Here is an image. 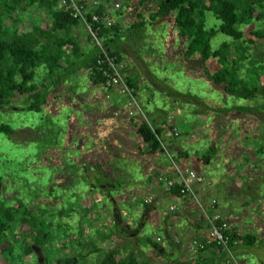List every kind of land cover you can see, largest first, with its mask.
<instances>
[{
    "label": "trees",
    "instance_id": "obj_1",
    "mask_svg": "<svg viewBox=\"0 0 264 264\" xmlns=\"http://www.w3.org/2000/svg\"><path fill=\"white\" fill-rule=\"evenodd\" d=\"M116 1H121V9H132L131 12L134 13L135 19L127 28L125 27V30L120 28L119 21L113 20L111 27L108 30H102L100 35L103 39L104 48L110 57H113L117 63H123L126 59L128 64L124 65L122 72L128 69L130 74L129 72L128 74H123V77L127 86L132 90L133 96L136 98L137 104L142 112V118L137 113L128 116L124 108L116 116H112L113 107L117 106L115 104L109 107L95 108L89 112L92 116L89 134L84 135L78 133L77 135L78 138H82L83 140L80 142L79 150H73L71 143L70 147L67 145L62 149V154L78 155L77 160L74 162L72 158L70 160L65 158V160L68 168L79 172L77 179L82 181L86 188L81 193L82 200H84L85 195L89 197L93 192H98L106 201L109 199L113 201V195H118L122 203H124L123 195L120 194H125L124 198L126 199L128 193H125V190L129 186L127 183L133 186L134 182H138L137 179L129 174V167H135L134 164L137 163L134 160L142 155L152 157L163 156V139L165 137L174 139L173 134L176 131L165 109H170V111L177 109L178 102L192 106L193 104L190 101L193 100L197 103V106L193 105L192 110L189 111L190 114L193 116L200 115L201 120H211L210 124L212 128L215 124L214 119L216 116L225 117V114L232 109L243 115L250 116L248 111L251 106H247L248 104L246 102L258 98L264 100V78L262 77L264 75V69L254 68L253 65H250L244 76L238 75L240 65L246 59L245 55L249 50V46L255 43L251 38L243 39V29H245L244 27H249L247 30L250 37H255L257 40L260 39V35H258L252 23L260 21L261 19L263 20L264 0ZM144 6H148L146 9L148 10L147 22L151 23L155 20H167L170 22L172 26L171 34H174V38L180 44L179 55H181L182 59L187 60L192 56L198 57L199 68L201 70L198 79H205L206 82L211 84L214 91L222 92L221 96L224 95V100L226 96L234 100L243 101L244 104L235 106L232 103L230 107H225L226 103L224 101L216 103V100H214L211 102L217 104V107L213 108L207 104L203 106L204 104L201 99L189 93L180 94L170 91L168 87H163L161 95L167 102L162 103L160 107L154 106L152 111L148 112L145 106L148 105L150 98L141 100L137 85L142 80L144 85L146 84L148 86L145 88L146 93L149 91L148 88L155 90L152 88V85L159 88L160 86L155 82V77L151 76L143 59L135 55L136 52L128 46L134 38H137V41H139L136 33L142 32V29L146 25L143 14L147 11L143 10ZM29 9H33L34 13L38 12V15L42 14L45 16V18L42 16L39 18V21L44 22L43 27L39 26V24L37 25V21L34 24L32 23L29 29L24 30L27 24H22V19ZM98 12L100 13L101 11L98 10ZM119 13L118 10L114 12L116 18L120 17ZM4 21L6 22V27ZM77 24L79 23L76 20L71 19L58 7V0H0V105L7 103L13 95H25L27 100L31 101L26 107V111L39 113L47 103H59V91L63 87L62 84H65V81L69 79V74L70 77L76 78L78 71H83L85 74V84L88 87L102 89L108 96L113 94L114 91L116 92L115 88L105 87V77L102 75L101 67L95 64L96 49L92 47L90 52L82 55L77 44L70 38L64 36L70 27ZM52 32H55V35H52ZM57 34H60V36ZM61 34L63 35L61 36ZM217 35L225 37L227 40H223L220 43L217 41L214 42ZM86 37L89 43L88 35ZM241 44L244 46L241 47ZM124 45L136 56L142 68L144 67L145 72L148 73V80L144 79L143 75L141 76V73L133 65L131 60L124 54L122 49ZM65 50L68 52L66 53ZM82 56L83 58L80 59ZM37 75H41L42 77L40 76L41 79L39 78V81L37 80L36 82ZM81 83H76L74 88L79 87ZM257 83H259L258 86L256 85ZM70 90H72V87H70ZM66 100L68 99L65 98ZM116 102L119 104V99H116ZM66 104L64 105L71 109L77 105L73 99L66 101ZM156 112H158L157 115ZM208 113H212L211 118H206ZM69 122L70 120L68 124ZM200 125L202 124L198 122L195 127ZM69 130L68 134L70 136V132L73 131L72 127H69ZM0 132L9 133L7 127L2 125H0ZM221 136L219 137L223 139L221 142L226 143V152L228 154L234 152L236 150L234 141L228 143L226 137ZM219 140L217 142L221 143ZM128 143H133L134 147L127 146ZM93 145L94 147L92 148ZM138 145L142 149L137 152L135 149ZM263 148L264 145L258 147L260 154H264ZM230 149L231 151H229ZM164 150L169 152L165 147ZM114 152L115 154L112 155ZM214 153L215 151L212 148H207L200 156V160L212 158ZM138 167L136 165V169L138 170L137 176L141 174L140 170H142V167ZM65 170L69 172L67 169ZM145 171L146 169H144ZM152 171L147 173L146 175L148 176L144 178L147 184L152 179L161 177L159 173L154 170ZM194 173L197 174L196 172ZM197 175L203 181L207 182L200 174ZM66 177L69 178L71 176L66 175ZM174 178L166 177L165 179L173 181ZM261 182L264 184V175ZM178 190L179 185L175 183L170 188L169 193L165 194L178 200L187 196L180 195ZM74 192H67V198L65 197L66 201L71 197H76V193ZM189 199L191 198L189 197ZM78 202L77 200V203L67 202L65 204L64 218L68 219L70 214L75 213V211L73 212V208L78 207L79 215L89 221V216L93 212L94 207L90 206L88 208L81 206ZM140 203L144 210L148 208V205L144 204L142 200H140ZM75 204H78V206ZM216 206L214 210H216ZM101 207L99 208L101 209ZM20 209V207H17L15 209L9 208L0 211V237L18 219L22 225L27 226L28 233L34 235V246L39 250H43L47 241H51L47 233L51 225H43L47 231L41 234L40 230L36 229L37 224H35L38 217L29 214L26 217H21V213H19ZM198 210L200 212L199 207ZM63 214L64 211L62 209L58 211L59 216L61 215L62 217ZM175 214L174 212L167 213V215L162 217V222L165 224L169 217L175 216ZM201 217L204 223V229L206 230L208 225L204 217L202 215ZM115 223H112L115 233L119 234L121 238L126 237L127 233H123L121 229L117 228ZM58 225L64 229L60 231L56 228L66 242L64 247L70 248L74 244L78 250L86 246L87 248H91L94 251V255L96 252H100V259L95 264H147V262L137 261L134 258V252H129L121 257L118 249L100 250L96 247L94 248L90 244V241H83L78 226L76 228L72 227L71 229L68 224ZM158 230H160L162 235L163 230ZM94 231L95 233L97 232L96 230ZM105 233L98 235L100 240H105L109 236L108 233ZM71 234L74 235V238H71ZM224 235L227 238L226 242L230 253L236 247H252L255 244L254 236L236 234L232 224L231 229L225 232ZM162 237L164 243L166 242L165 240L170 241L167 233ZM137 239L134 238V241L137 242ZM144 242L156 255L159 256V254L164 252L161 243L158 244L155 240L149 239H144ZM200 242L204 246L202 250H199L194 255L196 258L205 248L215 247L221 252L220 248L208 243L206 237L205 240ZM128 247L130 248V245ZM31 249L27 245L23 252L29 255ZM77 258H80V256H77ZM196 258L190 260L187 264H205L197 262ZM70 260L76 262V259L72 258Z\"/></svg>",
    "mask_w": 264,
    "mask_h": 264
},
{
    "label": "rangeland",
    "instance_id": "obj_2",
    "mask_svg": "<svg viewBox=\"0 0 264 264\" xmlns=\"http://www.w3.org/2000/svg\"><path fill=\"white\" fill-rule=\"evenodd\" d=\"M119 3L120 8L118 12H120V16H123L119 24L121 26L120 28L125 30V27L127 28L134 21L135 17L134 13L131 12L132 9H121V1ZM147 8L148 6H144L143 10ZM146 11L143 14L146 25L142 29V32L136 33L139 41H137V38H134L128 46L136 52L135 55L143 59L151 76L155 77V82L160 86V88L155 87V90L148 88L149 91L147 94L145 88L148 86L146 84L144 85V82L141 80L144 86L139 89V93L144 94L141 100L150 98L148 105L145 106L148 112H151L154 106L160 107L162 103L167 102L161 95L163 87H168L170 91L180 94L189 93L201 99L204 104L203 106L207 104L213 108L217 107V104L211 102L214 100H216V103L224 101L226 103L225 107H230L232 103L235 106L244 104L243 101L234 100L226 96L224 100V95L221 96L222 92L214 91L211 84L206 82L205 79H198L201 72L198 57L192 56L187 60L182 59L181 55H179L180 44L174 38V34H171L172 26L170 22L167 20L147 22L148 10ZM111 14L113 15V19L118 21L114 12H111ZM41 16L45 18L42 14ZM36 18L34 19L37 20ZM26 21V18L22 19V24L28 25V27H24V30L29 29L31 24L30 21ZM37 21V25L44 26V22ZM4 23L6 27V22L4 21ZM252 24L258 32V35H260L259 38L261 40H257L252 36L250 37L247 30L249 27H244L243 39L251 38L255 43L249 46V50L246 52V59L240 65L239 76H244L250 65H253L254 68L264 69V17L263 20L261 19ZM53 34L55 35V32H52ZM223 40L227 39L217 35L214 42L217 41L220 43ZM240 46L242 47L244 45L241 44ZM122 49L124 54L129 50L125 45L122 46ZM132 55L136 58L134 54ZM123 63L128 64L126 59ZM143 71L144 75L148 77L145 69ZM79 74L80 72H77L76 75ZM142 75L143 73H141ZM40 76H36V82L37 80L39 81V78L41 79L42 76ZM68 76L69 79L65 81V84H62L63 87L59 91V103H47L39 113L26 111V107L31 101L27 100L25 95H13L7 103L0 105V125L7 127L9 131V133L0 132V211L20 207L19 213H21V217H26L27 214L37 216L38 218L35 223L37 224L36 229H39L41 234L47 231L43 225H51L49 231H47L51 241H47L43 250H39L33 244L35 239L34 235H30L27 226L22 225L17 219L16 223L12 224L8 231L0 237V264H95L100 259V252H96L94 255V251L89 247L87 248V246L81 248V250H78L74 244L70 248L64 247L66 242L56 228L60 231L64 229L58 224H68L71 229L72 227L76 228L78 226L83 241H90V244L94 248L96 247L100 250L115 248L119 250L121 257L134 251V258L137 261L156 264V261L159 259H155L154 254H152L153 256L151 258L146 255V252H150L152 249L144 242V239L155 240L161 235L160 230H157V221L153 220L155 219V213L151 211L148 213L150 209L155 207L154 204L156 205L157 202L155 201L154 203L151 200L147 204L148 208L146 210H143V206L140 203V200L152 195L151 192L146 191L141 185L139 187H131V184L127 183L129 186L126 190L129 191L125 190V193H128L126 199L124 198L125 194H120L123 195L124 203H122L118 195H113V201H110V199L106 201L98 192H93L89 197L85 195L84 200L81 198V193L86 188L83 182L77 179L79 172L68 168L65 160V158L68 160L72 158L74 162L77 160L78 155H63L62 149L67 145L70 147L72 143L73 150H79L78 147H80V142L83 140L82 138H78L77 135L78 133L84 135L89 134L92 116L90 113H88V116H84L82 119L83 123L85 122L84 127L81 129L77 128L76 118L78 119L80 115L75 109H80L84 104L85 94L83 93L87 91L88 85L85 84L86 82L82 78L83 83L79 87L74 88L76 78L70 77V74ZM262 77L264 78V75ZM256 85L258 86L259 83ZM70 87H72V90H70ZM65 98L69 101L73 99L77 103L75 108L71 109L65 106L67 105L66 101H68H65ZM250 101L246 102L248 104L247 106H251L252 109L261 110L260 112L264 113V100L258 98ZM190 103L197 106V103L193 100ZM178 104L177 110L181 113V116L175 117V119L172 115L171 119H175L173 124L175 128H173L177 134L179 133L180 137L190 134L192 127L197 125L198 122L204 125L210 124L211 120L201 121L200 115H192V118H187V113L192 110L193 105L179 102ZM172 110L171 113H176L174 111L176 109ZM239 113L232 109L225 114V117L216 116L214 119L215 124L208 131L206 130L207 133L201 128L197 129V131L194 130L192 136L197 138V136L204 134V141L207 143L206 135H210L216 141L222 139L219 137L223 135L228 140V143H231L234 140V136L237 135V114L239 115ZM208 114L212 115V113ZM83 115L81 113V117ZM69 120L70 122L68 124ZM69 127L73 129L70 132V136L68 134L70 131ZM261 140L262 135H260L257 141L260 142ZM219 141L221 142L223 139ZM239 142L241 144V141ZM129 145L127 144V146ZM130 147L132 146L130 145ZM74 153L76 154V152ZM223 153L226 156L228 155L226 152ZM114 154L115 152L112 155ZM227 158L229 157H225L226 160H228ZM229 164L231 165L232 163ZM65 169L69 172H66ZM135 169L136 167H129V174L133 178L140 179L137 176L138 170ZM220 170L217 159L212 156L210 163L204 170V174L207 175L208 173L213 177L216 174H220ZM66 175L71 177L68 178ZM260 178L258 181L254 180L255 184H252L253 187H248L247 190L245 189L246 191L241 189V192H243L242 195L233 197L232 205L237 206L241 201L245 206L250 208V213L253 216L248 219H252L257 227L256 229L249 228L245 233L254 236L255 244L252 247H239L243 253L248 252L250 257L244 259L239 258V253L242 252L237 253L238 248L236 247L232 250L234 251L233 255L231 253L232 259L227 256L229 264H233L234 257L236 258L237 264H264V184L261 183ZM72 191H75L76 197H71L66 201L65 197L67 192ZM218 199L220 200V206L226 208L227 201L224 198L223 192L221 193V190L218 193ZM77 200L81 206L88 208L90 206L94 207L93 212L89 216V221L79 215L78 207L73 208V212L75 211V213L70 214L68 219L64 218L65 204L67 202L77 203ZM78 204L75 205L78 206ZM98 206H102L101 209ZM61 209L64 211L62 217L58 215V211H61ZM134 210L139 211L136 213ZM166 210L168 211L167 207ZM155 211L159 212L156 207ZM146 216L149 220L145 222ZM100 222L102 223L100 224ZM113 222H116L117 228L121 229L123 233H127L126 237L118 239V235L115 233L112 225ZM94 230L97 231V234ZM105 232L109 236L105 240H100L98 235H102ZM73 236L71 234V238H74ZM132 238H138L137 242L133 243ZM128 244L131 245L130 248ZM27 245L32 248L29 255L23 252ZM73 254H76L78 257L80 256V258H77ZM72 258L76 259V262L70 260ZM161 264L163 263L161 262Z\"/></svg>",
    "mask_w": 264,
    "mask_h": 264
},
{
    "label": "crops",
    "instance_id": "obj_3",
    "mask_svg": "<svg viewBox=\"0 0 264 264\" xmlns=\"http://www.w3.org/2000/svg\"><path fill=\"white\" fill-rule=\"evenodd\" d=\"M25 15L26 17L23 16V19L26 18L27 21L31 22V24L32 23L34 24V22L39 20V18L41 17V15H38V12L34 13L33 9L31 10L29 9L28 12L25 13ZM35 17H37L36 18L37 20L34 19ZM117 19L118 21H122L123 16H120ZM26 27H28V25ZM62 35L63 34H61V36ZM64 36L70 38L77 44L82 55L91 51L92 47H90L89 43L87 42L86 33L80 24L70 27L68 29V32ZM65 52L67 53V50H65ZM82 58L83 56L80 59ZM122 64L123 66L126 65L124 63ZM124 72L123 74H128L129 71L127 69ZM82 78L86 80L85 74L83 73V71H80V74L76 75V83L79 84L80 82H82ZM142 86L143 84L140 81L137 87L140 89L142 88ZM155 87H156L155 85H152V88L155 89ZM83 94H85L84 104L80 109H75L80 115L78 119L76 118V124H78L77 125L78 129L84 127L85 122L83 123L82 121L83 117L88 116V113L94 110L95 108H104L105 106L109 107L115 104L117 106L113 107L114 110H112L113 113L112 116H116V114L119 111H121V109H123L122 98L115 91L113 94L109 95L110 100H108V102L106 103H104L103 101L104 95L106 94L102 89L88 87L87 92H84ZM139 95H140L139 96L140 99L144 97V94H142L141 92ZM116 99H119L120 105L117 104ZM165 110L167 112L168 118L170 119L172 118V115L173 118L175 117L177 118L181 116V113H179L177 109L174 110L176 111V113H171L170 109H165ZM260 111L261 110L252 109L250 107V110L248 111L250 116H246L241 113H239V115L237 114V119H238L237 135L234 136V140H233L235 143L234 146L236 150L230 154L226 152V146L223 145L224 142L218 143L216 140H213L214 138L211 137L210 135H206L207 143L204 141V134L197 136V138H194L195 136H192V134L194 133L193 131L194 130L197 131V129L203 128L204 131L206 130L208 131V129L211 128V124H207V125L202 124L196 127L193 126L190 134L180 137L178 133V136L174 137V139H169V137H165L162 143L164 147L167 150H169L168 152L169 155L171 156V158L179 168H187L191 171H194L197 174H200L209 183L210 186L208 188L205 187L204 185H194L192 187V192L196 197L198 204L207 207L209 201L212 198H214L217 204L216 211L220 215H222L223 217L229 220V222L233 226L234 232L238 235H245V233L248 231L249 228L256 229L257 227L255 226L256 224H254L252 219L251 220L248 219L249 217L253 216V214L250 213V208L245 206V204L241 201L238 203L237 206H234L231 203L233 202L234 196L243 194V192H241V189H244V191H246L248 187L250 188L253 187L252 184H255L254 180L258 181L260 176L263 177L264 175V154H260L258 152V147L260 145H264V113ZM81 113L84 114L82 117H81ZM188 113L189 114L187 118L189 117L192 118V114H190V112ZM157 114L158 112H156V115ZM206 118H211V115L207 114ZM175 119H171L172 125L174 124ZM201 121H204V119ZM260 135H262V140L258 142L257 139L260 137ZM239 141H241V144ZM128 144L134 147L133 143H128ZM207 148H212L215 151L213 157L217 159V162L220 165V169H221L220 174L218 175L216 174L213 177L208 173L207 175L204 174V170L207 167V165L210 163L211 158L200 160V156L204 153V151ZM141 149L140 146L138 145L136 146L135 150L138 152L141 151ZM229 151H231V149ZM223 152H226V154H228L227 155L229 157L227 158L228 160L225 159V157L227 156L224 155ZM134 161H137V163L134 164L135 167L136 165H138L139 166L138 168L142 167V170H140L141 172V174L139 175L140 179H137L138 182L134 183V185L131 187H139L141 185L142 188H144L148 192H151L152 195H154L155 193L154 196L152 195L149 196L151 197V200L154 201V203L155 201L157 202L156 205L158 207L155 204L154 206L157 208L159 212L155 211V207L152 206L153 208L150 209L148 213L150 211L152 213H155V219L153 220L157 221V230L158 229L163 230L161 236H164L167 233L170 237L169 242L168 240H165L166 242L162 244V247L164 248L163 253L159 254L158 256L151 250L150 252H146V255H148L151 258L153 256L152 254H154L155 259H159L163 264L189 263L190 260H193L196 257L191 256L187 251L184 250L183 248L184 243L187 244L194 240L202 241L205 240L206 237V233H205L206 230L204 229V223L201 217L202 214L198 210L197 202H195L192 199H189V196H184L179 200L169 197L167 194L164 193L162 187L156 184L155 182L156 178L152 179V181L149 182V184L145 182L144 178L148 176L146 174L150 173L152 170L159 173V175H161L162 178L164 177L174 178L173 170L170 168L169 161L165 157V155L153 156V157L142 155ZM229 163L232 164L230 165ZM144 169H146L145 172ZM256 170L258 171L256 172ZM211 171L213 170L211 169ZM261 178L260 181L262 180ZM220 190L221 193L223 192L224 198L227 201L226 208L220 206V200L218 199V193ZM171 205H174L175 207L174 213L176 214L175 216H170L169 219L164 224V222H162L163 221L162 217L167 215V213H169L166 210V207L168 208ZM138 211H136V213ZM147 220H149V218L146 216L145 222ZM117 235H118V239H120L121 238L120 235L119 234ZM132 242L133 243L135 242L134 238H132ZM237 248H238L236 251L237 253L242 252L239 249V247ZM233 252L234 251H232V255ZM239 254H240L239 258L242 259L250 257L248 255V252H244V253L242 252ZM196 259L197 262L205 263V264H229V262H227L226 260L225 255L220 251H218V249H216L215 247L205 248L203 252H200L198 254ZM159 260L156 261L157 262L156 264H161ZM232 262L233 264H237L235 257H234V261Z\"/></svg>",
    "mask_w": 264,
    "mask_h": 264
},
{
    "label": "built area",
    "instance_id": "obj_4",
    "mask_svg": "<svg viewBox=\"0 0 264 264\" xmlns=\"http://www.w3.org/2000/svg\"><path fill=\"white\" fill-rule=\"evenodd\" d=\"M58 7L71 19L76 20L83 27L86 35H88L90 46L96 49L95 64L101 67L102 75L105 77V87L116 89V92L122 98L123 108L128 116L137 113L142 118V112L140 111L136 98L133 96L132 90L127 86L124 80L122 72L124 67L123 64L117 63L113 57L108 55L100 35L102 30H108L113 24L114 19L111 12L119 10L120 3L116 0H58ZM98 10L101 12L99 13ZM108 100L109 96L104 95V103L108 102ZM173 136L177 137V133L175 132ZM162 148L175 178L172 181L157 177L155 179L156 184L162 187L164 193H169L170 188L176 183L179 185L178 191L180 195H187L197 202L192 192V187L194 185H204L208 188L210 186L209 183L203 181L202 178L193 171L187 168H179L169 153L164 150L163 146ZM150 201V196L142 200L144 204H148ZM215 206L216 200L214 198L209 201L207 207L198 204L200 212L208 225L205 232L207 242L220 248L221 252L225 254L228 262V257L230 259H232V257L224 233L231 229V223L227 218L214 210ZM167 209L168 212L175 211L174 205L169 206ZM155 241L161 243V245L164 243L162 236L156 238ZM203 246V243L194 240L187 244L184 243L183 248L191 256H194L199 250L203 249Z\"/></svg>",
    "mask_w": 264,
    "mask_h": 264
},
{
    "label": "water",
    "instance_id": "obj_5",
    "mask_svg": "<svg viewBox=\"0 0 264 264\" xmlns=\"http://www.w3.org/2000/svg\"><path fill=\"white\" fill-rule=\"evenodd\" d=\"M126 56L131 60V62L133 63V65L137 68L138 71H140L141 73H143V77L144 79H148L147 75H144V71L143 68L141 66V64L139 63V61L130 53L129 50H127Z\"/></svg>",
    "mask_w": 264,
    "mask_h": 264
}]
</instances>
